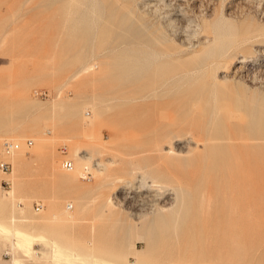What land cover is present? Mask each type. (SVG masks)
Returning <instances> with one entry per match:
<instances>
[{"label": "rangeland", "instance_id": "1", "mask_svg": "<svg viewBox=\"0 0 264 264\" xmlns=\"http://www.w3.org/2000/svg\"><path fill=\"white\" fill-rule=\"evenodd\" d=\"M263 51L264 0H0V215L38 250L15 223L0 264H264Z\"/></svg>", "mask_w": 264, "mask_h": 264}, {"label": "bare ground", "instance_id": "2", "mask_svg": "<svg viewBox=\"0 0 264 264\" xmlns=\"http://www.w3.org/2000/svg\"><path fill=\"white\" fill-rule=\"evenodd\" d=\"M261 55H264V51L263 52H261L260 53ZM255 65V70H254V72L257 74H259V73H264V60H260V61H258V62H256V63H254ZM254 73V74H255ZM257 74V75H258ZM258 76H260V75H258ZM7 142H10V143H12V144H15V146H16V148L15 149H13V150H11V151H9V152H5L4 151V148H3V152H4V154H5V160L6 161H8V157H10L14 152H16L18 149H20V146H19V144H16V143H13V142H11V141H9V140H7ZM15 154H21V153H19V152H17V153H15ZM14 154V155H15ZM13 155V156H14ZM12 156V157H13ZM70 161V160H69ZM86 161V160H85ZM90 161V160H89ZM9 162V164H10V161H8ZM88 162V161H87ZM12 163V162H11ZM70 163H71V161H70ZM84 166V165H83ZM95 166H97V169H95L96 170V172H97V174H98V176L99 177H96V178H98L97 179V181H96V184H94L95 186H94V188L92 189V191H91V193L93 194V196H95V198H97V196H99L101 193H102V191L105 189V184H106V181H107V179H108V176L107 175H105L103 172H102V170L100 169L101 167L97 164V165H95ZM12 168V170H13V164H10V169ZM63 169V168H62ZM65 170V169H64ZM78 170V169H77ZM76 170V171H77ZM67 171H74V169H73V166L71 165V168L69 169V170H67ZM84 171V170H83ZM75 173V172H74ZM82 173V170H80V171H78V175L75 173L74 175H73V177L75 176V175H77L78 177H80V175H82L81 174ZM97 174L95 175V176H97ZM76 176V177H77ZM90 177V175L88 176V178ZM141 177H143V176H141ZM75 178V177H74ZM83 178H85V175L83 176ZM87 178V179H88ZM86 179V180H87ZM75 180V179H74ZM153 183H156V182H153ZM154 186H156V185H154ZM162 187V186H161ZM164 187V186H163ZM92 188V187H91ZM104 193V192H103ZM102 193V194H103ZM7 195V194H6ZM103 196H104V194H103ZM9 197H10V200H13L14 199V197H13V192H9ZM99 198V197H98ZM104 201V200H103ZM108 204H110V203H108ZM38 205V209L36 210V211H40V208H42L43 206H42V204L40 205V204H37ZM0 206H1V202H0ZM17 207L19 208V209H21L20 207H21V204L19 203V204H17ZM72 207V204H67V206H66V212H68L67 210L68 209H70ZM14 207L12 206V204L10 205V207H9V209L8 210H4L3 209V211H2V213H1V215H0V231H3V232H7L6 231V227L8 226L9 228H10V230H11V228H12V226L15 224V223H17L18 224V228H19V232L17 233V236H18V238H20L21 240H23V241H20L18 244H17V250L19 249V251L23 254V256H26V257H33L34 256V258H37V256H38V250L37 249H34V251L32 252L33 253V255H31V253H30V247H29V245H28V243L26 242L27 240H26V237L25 236H23V230H25L26 228L28 229V228H31V226L29 225V226H26L27 224L26 223H29V221L23 216L24 215V213H23V211H19L18 212V215L17 214H15V211H14V209H13ZM72 209V208H71ZM105 210H107V209H105ZM42 211H40V213H41ZM108 212V211H107ZM114 212V211H113ZM36 214H39V213H36ZM111 216H112V214H111ZM53 219H54V217H53ZM5 221H7V223H8V225H6L5 224ZM26 224V225H25ZM16 226V225H15ZM35 226V225H34ZM17 227V226H16ZM37 228V227H36ZM15 229V228H14ZM35 229V228H34ZM8 230V229H7ZM33 230V229H32ZM30 231V232H32V234H33V231ZM23 231V232H22ZM10 232V231H9ZM8 232V233H9ZM12 232V231H11ZM1 233V232H0ZM23 233V234H22ZM92 233V232H91ZM4 234V233H3ZM3 234H1V235H3ZM26 234V233H25ZM0 235V236H1ZM4 236V235H3ZM92 236V235H91ZM35 238V237H34ZM92 238V237H91ZM9 239V238H8ZM41 239H44V238H41ZM11 240V239H10ZM16 240V239H15ZM12 241V240H11ZM10 241V242H11ZM55 242V241H54ZM2 243H4V241H2L1 239H0V244H2ZM57 243V242H56ZM14 244V243H13ZM90 244V243H89ZM55 245V244H54ZM92 245V244H91ZM8 246H10V245H8ZM3 247H4V245H3ZM7 247V246H6ZM40 254V253H39ZM43 254V253H42ZM45 254V253H44ZM46 255V254H45ZM78 256V255H77ZM48 257V256H47ZM47 257H45V260H46V258ZM79 257V256H78ZM88 257L91 259L92 257H93V255H91V254H89L88 255ZM43 258V257H42ZM81 258V257H80ZM86 258V257H85ZM40 260V259H39ZM48 260V259H47ZM35 261V260H34ZM47 262V261H46ZM46 262H39V263H35V264H45ZM95 262H96V260H95ZM97 263H98V261H97ZM12 264H16L15 263V261H13V263ZM17 264H21V263H17ZM95 264V263H94ZM102 264V263H101Z\"/></svg>", "mask_w": 264, "mask_h": 264}, {"label": "built area", "instance_id": "3", "mask_svg": "<svg viewBox=\"0 0 264 264\" xmlns=\"http://www.w3.org/2000/svg\"><path fill=\"white\" fill-rule=\"evenodd\" d=\"M32 94H33V96H35L37 98H44V97L47 96L46 91L43 90V89H34L33 92H32ZM30 144H31V141L30 140H26L25 141V145L26 146H29ZM3 148H4V151L5 152H9V151L15 149L16 146H15V144H12L10 142L5 141L3 143ZM64 150H65L64 146H61L60 147V151L61 152H64ZM61 167L63 169H65V170H69L71 168L70 161L68 159H63L62 162H61ZM9 168H10V164H9L8 161H6V160L0 161V170L1 171H8ZM88 176H89V174H85V178H83V179L86 180L88 178ZM34 207H35V210H37L39 208L37 204H35Z\"/></svg>", "mask_w": 264, "mask_h": 264}]
</instances>
